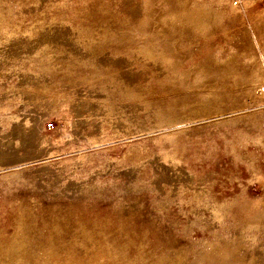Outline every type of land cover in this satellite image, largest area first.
<instances>
[{
	"label": "rangeland",
	"instance_id": "rangeland-1",
	"mask_svg": "<svg viewBox=\"0 0 264 264\" xmlns=\"http://www.w3.org/2000/svg\"><path fill=\"white\" fill-rule=\"evenodd\" d=\"M0 264H264V0H0Z\"/></svg>",
	"mask_w": 264,
	"mask_h": 264
}]
</instances>
